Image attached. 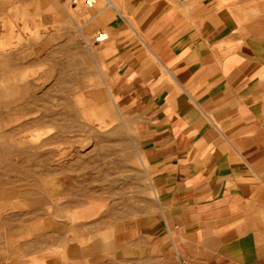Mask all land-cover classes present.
Segmentation results:
<instances>
[{
  "label": "crops",
  "instance_id": "crops-1",
  "mask_svg": "<svg viewBox=\"0 0 264 264\" xmlns=\"http://www.w3.org/2000/svg\"><path fill=\"white\" fill-rule=\"evenodd\" d=\"M106 2L109 91L155 210L139 239L2 241L0 264H264V0Z\"/></svg>",
  "mask_w": 264,
  "mask_h": 264
},
{
  "label": "rangeland",
  "instance_id": "rangeland-1",
  "mask_svg": "<svg viewBox=\"0 0 264 264\" xmlns=\"http://www.w3.org/2000/svg\"><path fill=\"white\" fill-rule=\"evenodd\" d=\"M85 1L0 0V242L56 255L139 239L156 207L139 131L109 91L100 20L115 11Z\"/></svg>",
  "mask_w": 264,
  "mask_h": 264
},
{
  "label": "bare ground",
  "instance_id": "bare-ground-1",
  "mask_svg": "<svg viewBox=\"0 0 264 264\" xmlns=\"http://www.w3.org/2000/svg\"><path fill=\"white\" fill-rule=\"evenodd\" d=\"M103 39H104V35H99L98 37H96V41H98V42H101V41H103ZM2 76V75H1ZM4 77V76H3ZM2 79H6V78H2ZM1 81H3V80H1ZM6 82H7V80H6ZM30 85L31 84H29V83H25L24 82V79H23V77H20L19 78V80H17V81H15V88H17V91H16V96H17V100H23L25 97H26V95L24 94V89L25 88H29L30 87ZM6 90H7V88H6ZM15 97H13V99H14ZM39 100V99H38ZM11 101V100H10ZM14 102H16V101H14ZM10 103V102H9ZM11 103H12V101H11ZM22 103V102H21ZM18 104H19V102H18ZM18 115V114H17Z\"/></svg>",
  "mask_w": 264,
  "mask_h": 264
},
{
  "label": "built area",
  "instance_id": "built-area-1",
  "mask_svg": "<svg viewBox=\"0 0 264 264\" xmlns=\"http://www.w3.org/2000/svg\"><path fill=\"white\" fill-rule=\"evenodd\" d=\"M56 2L58 3H62V4H68V5H73V6H76L79 2V0H55ZM96 0H86L85 1V4L88 6V7H93V5L95 4ZM108 37L106 36L105 37V40L107 39Z\"/></svg>",
  "mask_w": 264,
  "mask_h": 264
}]
</instances>
